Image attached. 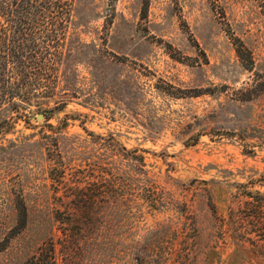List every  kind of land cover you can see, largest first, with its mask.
Listing matches in <instances>:
<instances>
[{"label":"rangeland","instance_id":"1","mask_svg":"<svg viewBox=\"0 0 264 264\" xmlns=\"http://www.w3.org/2000/svg\"><path fill=\"white\" fill-rule=\"evenodd\" d=\"M72 8L0 128V264H264V0Z\"/></svg>","mask_w":264,"mask_h":264},{"label":"trees","instance_id":"2","mask_svg":"<svg viewBox=\"0 0 264 264\" xmlns=\"http://www.w3.org/2000/svg\"><path fill=\"white\" fill-rule=\"evenodd\" d=\"M72 6L73 0H0V111L10 114L0 128L21 117L28 123L24 107L54 92Z\"/></svg>","mask_w":264,"mask_h":264},{"label":"water","instance_id":"3","mask_svg":"<svg viewBox=\"0 0 264 264\" xmlns=\"http://www.w3.org/2000/svg\"><path fill=\"white\" fill-rule=\"evenodd\" d=\"M37 118H38V119L42 118V115H39Z\"/></svg>","mask_w":264,"mask_h":264}]
</instances>
